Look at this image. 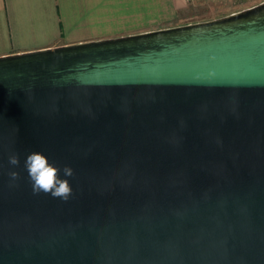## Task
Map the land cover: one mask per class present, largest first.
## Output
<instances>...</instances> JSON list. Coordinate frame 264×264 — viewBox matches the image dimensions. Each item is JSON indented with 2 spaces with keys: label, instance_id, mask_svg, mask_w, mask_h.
<instances>
[{
  "label": "water",
  "instance_id": "water-1",
  "mask_svg": "<svg viewBox=\"0 0 264 264\" xmlns=\"http://www.w3.org/2000/svg\"><path fill=\"white\" fill-rule=\"evenodd\" d=\"M0 264H264V0L0 56Z\"/></svg>",
  "mask_w": 264,
  "mask_h": 264
},
{
  "label": "crops",
  "instance_id": "crops-1",
  "mask_svg": "<svg viewBox=\"0 0 264 264\" xmlns=\"http://www.w3.org/2000/svg\"><path fill=\"white\" fill-rule=\"evenodd\" d=\"M189 7L190 0H0V56L181 24Z\"/></svg>",
  "mask_w": 264,
  "mask_h": 264
},
{
  "label": "clouds",
  "instance_id": "clouds-1",
  "mask_svg": "<svg viewBox=\"0 0 264 264\" xmlns=\"http://www.w3.org/2000/svg\"><path fill=\"white\" fill-rule=\"evenodd\" d=\"M9 165L18 167L20 157L18 153H13L8 157ZM24 168L27 171L28 181L31 185L33 194L44 193L53 198L67 201L73 192L67 177L73 176V169L69 165L63 166V177L61 168L55 161H50L49 157L41 151H29L24 160ZM9 177L12 182L20 179L17 171H10Z\"/></svg>",
  "mask_w": 264,
  "mask_h": 264
},
{
  "label": "rangeland",
  "instance_id": "rangeland-1",
  "mask_svg": "<svg viewBox=\"0 0 264 264\" xmlns=\"http://www.w3.org/2000/svg\"><path fill=\"white\" fill-rule=\"evenodd\" d=\"M255 2L252 0H190V7L186 13L187 16L182 20V23L220 17L256 4Z\"/></svg>",
  "mask_w": 264,
  "mask_h": 264
}]
</instances>
